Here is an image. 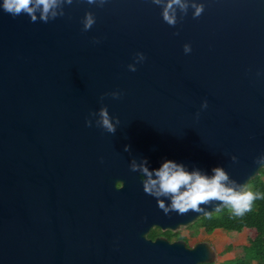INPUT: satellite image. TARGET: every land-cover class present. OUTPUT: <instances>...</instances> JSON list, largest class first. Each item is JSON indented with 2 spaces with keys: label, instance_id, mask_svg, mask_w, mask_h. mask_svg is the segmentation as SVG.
<instances>
[{
  "label": "water",
  "instance_id": "water-1",
  "mask_svg": "<svg viewBox=\"0 0 264 264\" xmlns=\"http://www.w3.org/2000/svg\"><path fill=\"white\" fill-rule=\"evenodd\" d=\"M200 2L197 17L175 6V25L152 0H58L47 22L42 6L35 21L0 7V264L215 263L205 242L147 235L231 204L180 213L130 168L169 158L211 177L219 166L243 191L264 167V0ZM105 104L114 133L97 125Z\"/></svg>",
  "mask_w": 264,
  "mask_h": 264
},
{
  "label": "clouds",
  "instance_id": "clouds-1",
  "mask_svg": "<svg viewBox=\"0 0 264 264\" xmlns=\"http://www.w3.org/2000/svg\"><path fill=\"white\" fill-rule=\"evenodd\" d=\"M71 3V0H68ZM154 4H163L161 15L165 22L170 25H175L177 22L176 7L187 10L189 5L194 9L192 15L197 17L204 11V4L200 0H152ZM89 3H95V0H89ZM58 5V0H2L0 7L7 12L18 15L21 11H26L31 15L33 21L37 19L34 14L36 7L42 6L40 19L47 22L49 13L55 17L57 13L54 11ZM96 22V17L89 11L85 13L84 28L90 29ZM185 53H190L192 47L190 43L183 45ZM146 59L143 52L135 54L136 63H129L128 68L135 71L137 63L143 62ZM104 95H111L119 97L120 91H112ZM208 106V101H203V107ZM199 115V113H197ZM100 119L97 125L101 126L108 132L114 133L117 125L120 123L118 116H113L105 104L99 109ZM86 123L91 125L93 121L87 119ZM129 145H125V150H129ZM130 168L133 171L139 170L142 172V185L143 190L147 194L155 197L162 195H170L171 209L178 210L180 213L187 211L189 208L198 209L200 202L209 200L210 198H217L221 201L228 202L235 210L236 215H243L246 210L251 208L252 201L259 195L252 190H236L233 187L223 183L228 181V174L222 167H215L213 169L214 175L209 177L207 174L202 173L199 169L188 170L183 163H179L174 159L164 158L159 163V166L149 167V160L147 157H142L140 163L135 159L132 160ZM158 204L163 207L164 201L158 200ZM169 209L165 208L167 212Z\"/></svg>",
  "mask_w": 264,
  "mask_h": 264
},
{
  "label": "trees",
  "instance_id": "trees-1",
  "mask_svg": "<svg viewBox=\"0 0 264 264\" xmlns=\"http://www.w3.org/2000/svg\"><path fill=\"white\" fill-rule=\"evenodd\" d=\"M244 190H252L259 195L243 215H236L232 206L226 205L220 211L197 220L198 227L207 234L215 230L226 233H239L243 229L255 231L254 237L243 247V255L226 260L223 264H264V167L248 182Z\"/></svg>",
  "mask_w": 264,
  "mask_h": 264
},
{
  "label": "rangeland",
  "instance_id": "rangeland-1",
  "mask_svg": "<svg viewBox=\"0 0 264 264\" xmlns=\"http://www.w3.org/2000/svg\"><path fill=\"white\" fill-rule=\"evenodd\" d=\"M189 228H198L199 231L196 236L188 234V230L182 232L187 238L189 246L193 247L201 242L209 244L217 254L214 264H223L226 260L241 257L243 247L248 245V240L255 235L253 229H243L239 233H226L222 230H215L211 234H207L202 228L198 227L197 221L191 224Z\"/></svg>",
  "mask_w": 264,
  "mask_h": 264
},
{
  "label": "flooded vegetation",
  "instance_id": "flooded-vegetation-1",
  "mask_svg": "<svg viewBox=\"0 0 264 264\" xmlns=\"http://www.w3.org/2000/svg\"><path fill=\"white\" fill-rule=\"evenodd\" d=\"M190 226V225H189ZM189 226L185 227V228H181L177 231H171V230H162L158 227H154L150 230V232L148 233L147 237L151 240H154L158 237H164L165 239H167L170 243L172 242H177V241H184L186 243V245L188 247V240L185 237V235L182 234V232L184 230H188L190 235H198L199 231L198 228H189Z\"/></svg>",
  "mask_w": 264,
  "mask_h": 264
}]
</instances>
